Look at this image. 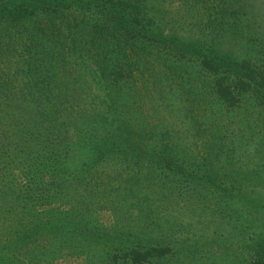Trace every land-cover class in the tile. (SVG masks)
Here are the masks:
<instances>
[{"label": "trees", "instance_id": "obj_1", "mask_svg": "<svg viewBox=\"0 0 264 264\" xmlns=\"http://www.w3.org/2000/svg\"><path fill=\"white\" fill-rule=\"evenodd\" d=\"M263 126L264 0H0V264H264Z\"/></svg>", "mask_w": 264, "mask_h": 264}, {"label": "rangeland", "instance_id": "obj_2", "mask_svg": "<svg viewBox=\"0 0 264 264\" xmlns=\"http://www.w3.org/2000/svg\"><path fill=\"white\" fill-rule=\"evenodd\" d=\"M181 31L183 29H180ZM251 108V107H250ZM250 110H256V108L252 107ZM264 128V126H263ZM264 130V129H263ZM262 130V131H263ZM262 165H264V161L261 162ZM264 168V167H263ZM55 264H75L73 260H71L70 258H62V259H59L55 262Z\"/></svg>", "mask_w": 264, "mask_h": 264}]
</instances>
